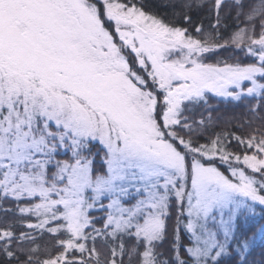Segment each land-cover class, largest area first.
Returning <instances> with one entry per match:
<instances>
[{
	"label": "snow or ice",
	"instance_id": "obj_1",
	"mask_svg": "<svg viewBox=\"0 0 264 264\" xmlns=\"http://www.w3.org/2000/svg\"><path fill=\"white\" fill-rule=\"evenodd\" d=\"M0 264H264V0H0Z\"/></svg>",
	"mask_w": 264,
	"mask_h": 264
},
{
	"label": "trees",
	"instance_id": "obj_2",
	"mask_svg": "<svg viewBox=\"0 0 264 264\" xmlns=\"http://www.w3.org/2000/svg\"><path fill=\"white\" fill-rule=\"evenodd\" d=\"M165 2H176V0H165ZM231 111V110H230ZM238 114L239 110H235ZM222 114L225 116V119H227L229 113L223 112L222 110ZM224 125H221V127H223ZM233 127H235V125H233Z\"/></svg>",
	"mask_w": 264,
	"mask_h": 264
}]
</instances>
